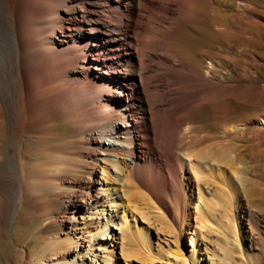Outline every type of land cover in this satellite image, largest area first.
<instances>
[{"label":"bare ground","instance_id":"1","mask_svg":"<svg viewBox=\"0 0 264 264\" xmlns=\"http://www.w3.org/2000/svg\"><path fill=\"white\" fill-rule=\"evenodd\" d=\"M213 8L214 0H0V71L7 79L10 63L20 113L12 126L0 87V167L22 174L12 175L15 214L23 208L43 211V223L53 221L65 236L88 240L65 264H109L116 248L127 251L126 237L144 238L145 229H155L157 240L164 241L153 222L151 202L135 198L139 189L158 205L162 225H181L170 198L179 199L183 213L194 214L193 226L188 224L193 228L189 254L176 253L167 264H220L214 254L220 251L209 239L214 210L209 199L217 197L209 179L217 175L230 186L235 177L229 165L237 158L215 155L213 145L188 152L192 127H183L190 115L240 94L241 88L217 83L212 76L216 69L209 46L201 52L204 76L181 47L192 35L209 40ZM256 11L230 12L259 26L263 18ZM251 69L250 77L258 80L255 65ZM57 114L82 127L71 146L78 155L51 154L48 160L47 153L49 163L24 171L22 162L11 160V136L16 141L47 126ZM257 126L255 137L264 131V119ZM251 190H245L246 196ZM2 207L0 200V217ZM217 239L231 249L227 239ZM55 242L64 243L60 237ZM235 242L245 257L240 240ZM219 249L224 264H233V250ZM244 257L240 264H251Z\"/></svg>","mask_w":264,"mask_h":264},{"label":"rangeland","instance_id":"2","mask_svg":"<svg viewBox=\"0 0 264 264\" xmlns=\"http://www.w3.org/2000/svg\"><path fill=\"white\" fill-rule=\"evenodd\" d=\"M231 10H238L239 13L257 10L256 12L263 20L259 21V26L253 25L236 17L233 12H230ZM213 16V31L209 38L212 41L210 40V42L200 34L197 36H200L199 38L202 40L197 37L194 38L196 35H192L193 38L187 40L184 43L185 46H181L182 50L189 56L187 61L192 60L189 63L197 68L201 76H204L206 61L203 62L201 52L209 46L210 57L212 60L214 59L216 69V73L212 76L216 82L229 83L236 88H241V90L240 94L230 98L224 105L206 107L195 113L196 115H190L192 116V118L189 116L190 120L187 119L188 117L185 119L183 127H192L191 133L187 134L186 150L189 152L190 149V152H197L206 146L213 145L217 152H214L215 155L227 154L229 160L235 155L236 163L229 166L234 169L236 180L233 179L230 186L221 184L217 175L212 180L209 179L211 181L210 186L215 189V196H217L209 199L211 208L214 209L211 211L212 224L214 225L211 224L213 230L209 239L220 253L222 250L219 247L229 251L233 250L235 259L229 257V261H232L233 264H240L244 257L236 250V238L242 244L246 262V258H249L251 264H264V131L258 137L253 135L255 128H258V122L264 119V0H214ZM225 29H228L229 32H224ZM234 39L238 40L239 45L232 46L230 44ZM187 42L193 45L190 43L189 45ZM196 42L199 45H196ZM188 46H191L192 50ZM228 47L231 49L229 50ZM120 61L122 62V60ZM196 61H198V66ZM254 65L258 80L250 77V71H253L251 67ZM10 68L11 65L8 63V69L10 70ZM9 70L7 71V79L4 73L0 71V87L3 97L6 98L5 111L10 124L13 126L17 123L20 113L16 102L18 94L14 93L13 78ZM38 127L24 136H18L16 141L11 136L9 146L11 160L22 162L24 171L42 166V163L46 165L50 162L48 160H51V154V157L55 155L75 156V153L78 155V152L73 151L71 146L75 144L77 134L82 129L81 126L72 124L68 117L57 114L47 126H41L39 129ZM214 143L218 144L214 145ZM47 153H49L47 157L50 159L45 156ZM40 158L43 159L40 160ZM0 172L2 173L0 175V200L3 203L0 217V264H65L72 260L71 258L75 256L76 252L81 251L80 244L86 246L89 244L88 240L85 242L78 237L65 236L64 232L58 231V227L53 221L43 223V211L23 208L15 214L18 208L17 183L12 175L20 177L21 171L11 167H0ZM212 181H215L214 185ZM216 183H220L217 184L219 186H216ZM235 184L237 185L235 186ZM220 185H223L222 188ZM215 187L219 190L218 192H216ZM247 188L252 189L250 196L245 194ZM139 190L135 198L141 203H143L142 199L151 202L149 205L151 216H153L157 230H161L160 233L164 237V241L159 242L157 240L155 229H151L149 232L145 229L144 238L129 235L124 240L125 246H123L129 252H120V249L116 248L112 259L108 261L109 264H124L125 260H129L130 264H167L168 259L171 260L175 257L176 253L187 256L188 250L191 249L189 240L193 231V228L188 227V224L193 226L194 214L183 213L179 199L170 198L176 219L180 221L181 225L179 228L173 223L162 225L160 223L161 217H159L161 211L158 205L142 189ZM214 198H217L216 201L220 203L216 205V201H213ZM249 215L252 217L250 218ZM167 221L171 222L170 218ZM220 236L230 242L231 249H228L217 239ZM56 237H60L64 243L56 246ZM145 237H147V241ZM206 237L205 233L204 238L206 239ZM96 247H99L98 244H95ZM95 252L98 253L99 251L95 249L93 253ZM215 252L218 263L224 264V257L219 256V252ZM122 253L127 254L124 256Z\"/></svg>","mask_w":264,"mask_h":264}]
</instances>
